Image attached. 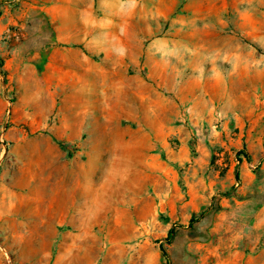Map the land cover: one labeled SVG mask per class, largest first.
I'll list each match as a JSON object with an SVG mask.
<instances>
[{"label": "rangeland", "instance_id": "374dc122", "mask_svg": "<svg viewBox=\"0 0 264 264\" xmlns=\"http://www.w3.org/2000/svg\"><path fill=\"white\" fill-rule=\"evenodd\" d=\"M162 247L264 264V0H0V264Z\"/></svg>", "mask_w": 264, "mask_h": 264}, {"label": "trees", "instance_id": "16d2710c", "mask_svg": "<svg viewBox=\"0 0 264 264\" xmlns=\"http://www.w3.org/2000/svg\"><path fill=\"white\" fill-rule=\"evenodd\" d=\"M237 179L239 181L238 175H237ZM204 218H205V214L204 213L201 214L200 216L191 218V220L189 221V227L190 228L194 227L195 224L201 222L202 220H204ZM178 234H179V231L176 228H172L169 231V233H168V236L166 238V242L169 243V244L172 243L176 239V237L178 236ZM162 254L165 257L167 263L170 264V261L168 260L167 251L163 247H162Z\"/></svg>", "mask_w": 264, "mask_h": 264}, {"label": "crops", "instance_id": "0c3cea01", "mask_svg": "<svg viewBox=\"0 0 264 264\" xmlns=\"http://www.w3.org/2000/svg\"><path fill=\"white\" fill-rule=\"evenodd\" d=\"M95 0H69L70 3H77V4H85V3H91L94 2ZM73 22H71V26H68V30L69 31V36L72 37H79V36H87L89 33L87 32L88 27L84 30V25L79 26L77 20H72Z\"/></svg>", "mask_w": 264, "mask_h": 264}]
</instances>
